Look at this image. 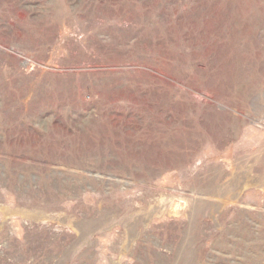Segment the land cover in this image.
Listing matches in <instances>:
<instances>
[{
    "label": "rangeland",
    "instance_id": "374dc122",
    "mask_svg": "<svg viewBox=\"0 0 264 264\" xmlns=\"http://www.w3.org/2000/svg\"><path fill=\"white\" fill-rule=\"evenodd\" d=\"M0 264H264V0H0Z\"/></svg>",
    "mask_w": 264,
    "mask_h": 264
}]
</instances>
